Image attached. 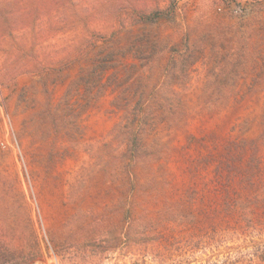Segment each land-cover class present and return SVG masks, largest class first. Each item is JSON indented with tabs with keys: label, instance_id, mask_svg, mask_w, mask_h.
Instances as JSON below:
<instances>
[{
	"label": "rangeland",
	"instance_id": "374dc122",
	"mask_svg": "<svg viewBox=\"0 0 264 264\" xmlns=\"http://www.w3.org/2000/svg\"><path fill=\"white\" fill-rule=\"evenodd\" d=\"M262 21L264 0H0V251L27 255L36 235L32 264H63L54 245L76 231L94 239L74 264H264V90L218 66ZM140 95L177 113L155 120L158 158L132 189L110 133ZM235 156L257 159L258 192Z\"/></svg>",
	"mask_w": 264,
	"mask_h": 264
},
{
	"label": "trees",
	"instance_id": "16d2710c",
	"mask_svg": "<svg viewBox=\"0 0 264 264\" xmlns=\"http://www.w3.org/2000/svg\"><path fill=\"white\" fill-rule=\"evenodd\" d=\"M153 21L154 20H152L149 16H147V18L143 20V22L147 23H153ZM258 24L259 25L255 30L251 29L249 33L242 32V44L239 46V51L235 55L234 60H229L231 58V56L229 57L228 55L229 49L223 44L220 45V53L218 52L220 58V61L218 62L219 67L221 63H227L230 70H232L234 73H238L240 71L244 75L248 73L254 74V77L256 79L248 83L246 80L243 81L244 86L250 91L264 90V21ZM247 34L248 36L246 37ZM225 38L226 36L224 35V39ZM253 38L259 40L260 45L257 46L256 43H251L250 39ZM244 41L246 43H244ZM247 45L248 48L249 45H252L254 47L253 54L248 53V49H246ZM222 51H224V54H222ZM112 54L113 52H107L105 55L100 54L99 56V58L101 59L98 65L100 71V75H98L99 82L97 84L99 85V92L103 90V88H101L102 82H100V78L102 77L103 72L106 71V68L109 67L107 65L112 64ZM172 65H175V61L173 60ZM222 68L224 69V67ZM83 82H87V80ZM223 85H229L230 87H233L234 85H237V82L231 83V80H229L228 83H223ZM229 101V98L224 99V106H226ZM175 102L176 100L174 98L163 95H140L137 98L130 97V99H121L120 105L122 107L121 109L123 111V115L121 117V120L113 127L110 134L111 136H113L114 141H118L120 145H126V151L122 153L119 158L122 167L121 175L123 176L121 179L126 183H133L132 189L136 188L137 185V179L133 174L134 169L139 165L145 168L148 165L150 166L151 164H154L157 161V149H159L158 146L153 143L148 145L146 144V140L155 131L156 125L159 123H157L155 120L160 119L161 121H165L167 119L169 121L170 118H174L175 113H177L175 107H173ZM117 103L118 99H115L113 104L117 105ZM177 119L178 121H173V123L177 124L180 121V117H178ZM256 161H254L253 163H248L247 161L243 162L241 160V156L240 158L235 156L234 158H230L226 162V167L233 174L241 175V181L243 187H245L243 188L245 189V193L247 191L256 193L261 188V172L259 170L260 165ZM117 168H120V166H118ZM81 213L82 214L80 216L85 219L86 212ZM92 219L93 220L88 223L89 232L92 223L95 224V218L92 217ZM88 237H90V239H85L86 237H83L81 239V236H77L76 231L69 237L65 235L63 239L59 240L54 245L55 255L60 259L61 263L63 264H74L76 260L79 259L78 250L80 249L79 245L81 244L82 240L85 239L92 241V239H94L93 236H91L90 234L88 235ZM29 249V254H20L14 257L9 256L6 253V250L5 253L0 251V264H32L33 262H35L41 256L42 251L40 241L38 240V237L36 235H33ZM111 249L112 248H108L106 251H112Z\"/></svg>",
	"mask_w": 264,
	"mask_h": 264
},
{
	"label": "built area",
	"instance_id": "2783aa9c",
	"mask_svg": "<svg viewBox=\"0 0 264 264\" xmlns=\"http://www.w3.org/2000/svg\"><path fill=\"white\" fill-rule=\"evenodd\" d=\"M1 146H4L3 144H1ZM5 147V146H4Z\"/></svg>",
	"mask_w": 264,
	"mask_h": 264
}]
</instances>
